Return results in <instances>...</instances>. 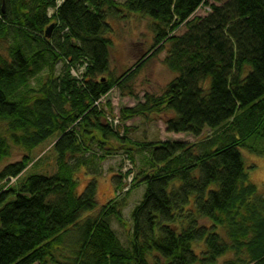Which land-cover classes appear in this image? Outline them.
<instances>
[{
	"label": "trees",
	"instance_id": "obj_1",
	"mask_svg": "<svg viewBox=\"0 0 264 264\" xmlns=\"http://www.w3.org/2000/svg\"><path fill=\"white\" fill-rule=\"evenodd\" d=\"M219 4L0 0V166L23 153L0 170V184L14 181L0 193V264H218L227 256L222 264H264V196L249 182L241 154L264 155V0ZM131 14L159 26L152 47L114 78L108 20ZM183 25L187 35L170 36ZM168 42L163 64L176 77L162 95L145 94L117 116L107 102L105 111L103 98L128 87ZM162 112L173 114L167 133L211 135L191 144L127 137V122ZM50 140L56 173L24 175L37 162L34 151ZM135 151L147 155L148 169L131 181L145 192L124 248L107 222L129 229L119 175L117 196L78 222L96 210L100 164L121 153L133 164ZM81 171L91 180L79 194Z\"/></svg>",
	"mask_w": 264,
	"mask_h": 264
},
{
	"label": "rangeland",
	"instance_id": "obj_2",
	"mask_svg": "<svg viewBox=\"0 0 264 264\" xmlns=\"http://www.w3.org/2000/svg\"><path fill=\"white\" fill-rule=\"evenodd\" d=\"M115 1L122 5L126 0ZM208 1L209 3H220L219 5H224L229 0ZM205 11L208 13L207 10ZM52 13L53 11H49V16ZM124 16L126 15L124 14ZM194 16L206 17V14L202 15L196 13ZM139 17H141L139 14H131L128 18H124L121 21L112 19L108 20V23L112 26L110 38L113 45L109 52L110 70L112 75H114V78L121 76L129 68L133 67L139 58L142 55L144 56V53L153 45V30L157 28L159 24L150 18ZM187 33V26L183 25L170 36L178 38L187 35ZM6 44L7 42L4 41L3 45L7 46ZM170 49L171 43L168 42V44H165L152 60L145 64L134 81L129 83L128 87H123L122 90L119 88L111 90L101 101L102 108L109 112V107L107 106V102H109L113 114L117 116L121 108L134 107L138 103L143 102V96L145 94L154 95L156 97L162 95L166 87H168L170 82L176 77V75L169 72L163 64V60L169 55ZM64 65L63 62L56 65V76L61 73L65 67ZM76 70L77 69H73L72 72L75 73L74 71ZM41 79L42 77L33 80L30 87L37 89L40 86ZM172 115V113L162 112L159 115H148L146 118H136L127 122L126 127L132 129L127 134V137L137 143L174 141L191 144L202 141L207 136L211 135V132L208 130H206L204 135L198 139L188 134L167 133L165 121ZM116 124L118 125V123ZM119 127H121V124H119ZM122 131L123 129L120 128V133H122ZM51 142H53V140L44 143L34 151L31 158H36L37 162L33 166H29L24 175H43L50 177L56 173V154L54 150L51 149ZM258 143V146L260 147V142ZM262 143H264V141H262ZM241 154L249 182L257 188L260 195L264 196V155L251 154L246 150H242ZM22 156V152L15 151L13 157L6 160L0 166V170H2L7 164L21 161ZM126 157L125 154L121 153L106 159L100 164L101 175L95 178L97 186L96 210L83 213L78 224H82L90 217H95L109 201L117 196L113 181L115 175L112 174L119 175L122 177L124 191L122 190L119 193L118 200L123 201V209L121 213L125 222L128 223L129 229L122 227L114 218L108 219L107 222L121 245L124 248H129L131 237L130 227L132 226L131 212L141 202L145 192L144 184L140 183L137 185L131 181L140 177L142 169L147 170L148 168L146 166L147 155L145 153H139L137 151L133 152V164H130V161H128ZM21 179L22 177L20 180ZM90 180L91 178L83 171L79 172L77 176L79 194L83 192L85 186ZM6 181L0 184V193L3 192V188L8 187L9 185L11 186V183L14 182L10 181V183H6ZM127 192L128 194H126ZM228 258L229 257L227 256L225 259H221L218 264H222Z\"/></svg>",
	"mask_w": 264,
	"mask_h": 264
},
{
	"label": "water",
	"instance_id": "obj_3",
	"mask_svg": "<svg viewBox=\"0 0 264 264\" xmlns=\"http://www.w3.org/2000/svg\"><path fill=\"white\" fill-rule=\"evenodd\" d=\"M54 28H55L54 25H50V26L47 28V30L45 31V37H46V39H49V38H50L51 33H52V31H53Z\"/></svg>",
	"mask_w": 264,
	"mask_h": 264
},
{
	"label": "built area",
	"instance_id": "obj_4",
	"mask_svg": "<svg viewBox=\"0 0 264 264\" xmlns=\"http://www.w3.org/2000/svg\"><path fill=\"white\" fill-rule=\"evenodd\" d=\"M80 72H84V68H82ZM96 104H98V102H97ZM108 120H109L110 122L112 121L111 119H108ZM112 122H113V124H115V125H117L116 123H118L117 120H113Z\"/></svg>",
	"mask_w": 264,
	"mask_h": 264
},
{
	"label": "crops",
	"instance_id": "obj_5",
	"mask_svg": "<svg viewBox=\"0 0 264 264\" xmlns=\"http://www.w3.org/2000/svg\"><path fill=\"white\" fill-rule=\"evenodd\" d=\"M113 175V174H112Z\"/></svg>",
	"mask_w": 264,
	"mask_h": 264
}]
</instances>
